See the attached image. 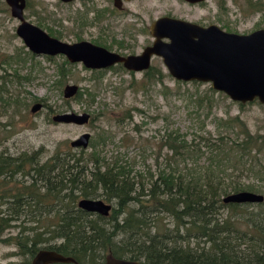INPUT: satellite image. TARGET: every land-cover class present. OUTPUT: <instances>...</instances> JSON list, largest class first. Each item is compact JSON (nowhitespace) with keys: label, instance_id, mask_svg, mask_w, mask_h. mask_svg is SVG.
<instances>
[{"label":"trees","instance_id":"16d2710c","mask_svg":"<svg viewBox=\"0 0 264 264\" xmlns=\"http://www.w3.org/2000/svg\"><path fill=\"white\" fill-rule=\"evenodd\" d=\"M143 72L140 88L161 76L152 66ZM59 74L63 76V68ZM81 94L78 90L77 98ZM202 98H194L195 110ZM210 103L206 100L207 109ZM116 117L120 122L130 118L129 109ZM195 119L201 129L203 119ZM214 122L215 134L195 131L190 139L177 128L156 141L124 133L115 149L132 146L130 158L101 153L97 146L113 136L106 130L88 141V152L79 148L77 154L61 156L54 151L43 161L34 153H0V197L10 200L0 209V242L12 244L15 253L28 258L26 263L38 250L49 249L80 264L99 263L107 253L140 264H264V196L253 204L256 211L247 210L252 203L221 200L231 192L259 190L264 122L261 132H250L238 115ZM133 128L140 132L137 124ZM149 153L155 154L156 164L162 156L156 173L147 164L135 168L136 156L144 163ZM241 175L257 183L244 182ZM10 179L12 185L7 184ZM98 196L111 204L106 216L76 206L80 198ZM222 209L227 213L222 215ZM8 227L16 232L3 239Z\"/></svg>","mask_w":264,"mask_h":264},{"label":"rangeland","instance_id":"374dc122","mask_svg":"<svg viewBox=\"0 0 264 264\" xmlns=\"http://www.w3.org/2000/svg\"><path fill=\"white\" fill-rule=\"evenodd\" d=\"M28 2L23 8V17L30 23H38L37 26L44 31H51L65 41H72L75 35H88L85 30H68L75 20L69 16L66 6L58 5L56 0ZM123 7L125 9L120 14H109L108 25L110 50L121 54L139 53L148 45L152 40L148 33L149 22L164 14L203 25L215 24L224 31L235 33L264 28V0H206L198 5H188L181 0H131ZM17 24L18 20L10 15L4 0H0V153H34L41 161L54 151L61 156L68 151L77 154L79 148L71 147V140L85 132L90 140L100 130H106L113 136L111 141L106 140L102 146H97L101 153L107 158L116 154L130 158L134 155L132 146L115 149L124 133L151 136L156 141L168 130L177 128L186 139H190L195 131L215 134L216 117L235 115L245 122L250 132H261L264 105L252 101L239 106L238 102L211 89L207 82L177 83L158 57H151L150 66L153 70H160L159 80L140 88L138 84L143 81V71L130 72L120 64L94 70L85 68L80 62H69L61 54H32L15 33ZM60 68H63V76L59 74ZM66 84L77 85L82 91L81 97L77 98L75 94L64 98L62 89ZM86 92L93 96L92 100ZM197 96L203 97V101L195 110L193 101ZM209 99L211 103L207 109L206 100ZM35 102L41 107L30 112V106ZM124 109H129L131 117L117 121L116 116H122ZM65 112H84L89 118L82 124L51 120L52 115ZM205 113L207 117L203 116ZM196 115L203 119L201 129L195 123ZM134 124H137L139 133L135 132ZM84 150H90L88 145ZM154 155L149 153L144 163L136 156L135 168L142 169L147 164L150 171L156 173L162 156L156 164ZM240 178L244 182L257 183L251 176L241 175ZM257 187L259 190L253 192L264 196V180L260 179ZM247 210L256 211L257 207L250 204ZM219 212L222 215L227 213L225 209ZM168 219L165 217L163 222ZM15 232V228H8L5 236H12ZM15 252L12 244L0 242V264H20L28 259Z\"/></svg>","mask_w":264,"mask_h":264},{"label":"water","instance_id":"95a60500","mask_svg":"<svg viewBox=\"0 0 264 264\" xmlns=\"http://www.w3.org/2000/svg\"><path fill=\"white\" fill-rule=\"evenodd\" d=\"M12 17L18 20L15 33L26 48L35 54L63 55L69 62H80L85 68L104 69L115 64L132 72L148 69L151 57L160 58L166 72L176 81L207 82L210 88L222 92L231 101L244 104L257 101L264 105V28L249 33L224 31L214 24L201 26L181 18L160 16L152 20L148 33L149 45L139 53L121 55L87 41L68 43L49 36L23 17L24 0H4ZM69 1V0H62ZM199 2L202 0H185ZM113 5L120 7L114 0ZM75 84H66L62 96L69 98L77 93ZM38 102L30 106L34 112ZM87 113L65 112L54 114L51 120L61 123L82 124L88 121ZM89 134L82 133L71 140V147L86 148ZM223 203H252L263 201V195L241 190L226 194ZM76 206L86 212L106 216L111 204L100 198H80ZM71 263L80 264L71 256L54 250L40 249L27 264ZM97 264H140L137 260L117 258L105 254Z\"/></svg>","mask_w":264,"mask_h":264},{"label":"flooded vegetation","instance_id":"af4514ba","mask_svg":"<svg viewBox=\"0 0 264 264\" xmlns=\"http://www.w3.org/2000/svg\"><path fill=\"white\" fill-rule=\"evenodd\" d=\"M56 1H57L58 5L66 6V8L69 11V16L74 18V20H75L70 25L68 30L71 29L72 30L71 32L85 30V33H87L88 35L85 37L75 35V37L72 39V41H69V40L65 41L64 39H60L61 37L56 36L51 31H47V30L44 31L42 29L44 32H46L49 36L57 38V39L64 41V42L73 43V42H78V41H87L93 45L104 47L105 49L111 51L110 50L111 48L109 47L110 45L108 44V41H110V37L108 38V25H109V19H110L109 14L110 13L112 15L120 14L125 9L123 7V4L127 3L131 0H116V2H119V4H120L119 8H117L113 5L114 0H69V1L56 0ZM181 1L185 2L188 5H198V4H202L206 0H202L199 2H188L185 0H181ZM28 3H29L28 0H24V7H27ZM110 3L112 5V8L110 7ZM73 5H75V6H73ZM162 16L174 17V16H171L169 14H164ZM174 18H178V17H174ZM184 20H186V19H184ZM187 21L194 22V23L199 24L201 26L210 25V24L203 25V24H201V22H198V21H191V20H187ZM150 22H149V24H150ZM36 24L38 25V23H36ZM151 41L149 42V44L151 43ZM117 45H120V44L118 43ZM145 46H147V45H145ZM112 52H114V51H112ZM116 53H118V52H116ZM131 54H136V53H131ZM44 55H46V54H44ZM123 55H126V54H123ZM47 56H49V55H47ZM94 70H96V69H94ZM98 70H100V69H98ZM21 179H22V177H21ZM12 183H13L12 179L7 181V184L12 185ZM6 196L7 197H3V196L0 197L1 198L0 199V209L1 210L6 209L7 205L10 204V200L8 198L9 196L8 195H6ZM8 228H11V227H8ZM8 228H5L1 233V236L3 239L8 237V236H5V230ZM1 242L5 243L3 241H1ZM102 261H103V259L100 262H102ZM26 262L24 261L23 263L27 264ZM23 263H20V264H23ZM67 264H70V263H67Z\"/></svg>","mask_w":264,"mask_h":264}]
</instances>
